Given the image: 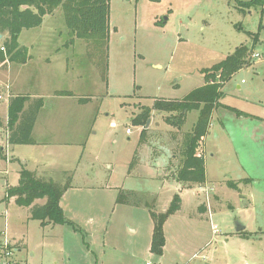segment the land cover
Instances as JSON below:
<instances>
[{"label": "rangeland", "instance_id": "374dc122", "mask_svg": "<svg viewBox=\"0 0 264 264\" xmlns=\"http://www.w3.org/2000/svg\"><path fill=\"white\" fill-rule=\"evenodd\" d=\"M108 24L107 43L93 47V40L68 32L56 8L17 38L18 45L34 42L38 52L48 51L51 66L38 76L42 89L77 97L45 101L49 112L42 111L44 120L33 137L49 146L16 144L7 148L12 161L0 159V231L5 229L11 240L25 237L21 251H14L16 263L264 264V125L255 119L264 117V8L240 10L232 0H109ZM256 34L250 50L259 56L224 84L220 108L201 142L208 186L178 188L173 175L180 155L169 141L170 130L180 142L198 112L187 113L180 132L165 121L167 112L151 110L144 126L132 119L154 100H181L203 84L204 69L236 46L250 47ZM16 66L0 65V113L10 95H27V87L34 88L28 71L18 77ZM54 106L59 116L50 111ZM36 159L50 165L45 178L62 182L72 174L73 187L62 205L76 230L68 224L43 225L30 217L28 207L5 201L6 186L18 183L17 170L33 169ZM161 176L171 180L156 178ZM206 187L210 218L197 207L206 200ZM119 189L134 191L141 204L117 203ZM175 193L182 205L164 222L166 244L157 256L149 250L153 220L143 202L161 212ZM237 223L244 225L242 232L236 231Z\"/></svg>", "mask_w": 264, "mask_h": 264}, {"label": "trees", "instance_id": "16d2710c", "mask_svg": "<svg viewBox=\"0 0 264 264\" xmlns=\"http://www.w3.org/2000/svg\"><path fill=\"white\" fill-rule=\"evenodd\" d=\"M232 1L240 10L248 9L252 5L264 8V0ZM56 8L61 9L68 32L72 36L83 40H93V47L96 44L105 45L107 43L109 0H0V33L3 34L0 43V47H3V49L0 48V62L25 61L26 49L19 46L17 42L20 31L23 28L39 26L44 15L52 13ZM257 38V34L253 36L250 47L244 44L236 46L232 53L221 61L204 69L205 83L190 90L181 100H154L151 107H143L142 111L132 119L135 125L144 126L150 117L151 110L167 112L169 115L165 117V121L179 131L185 122L187 113L192 110L198 112L191 130L182 134L180 142H178V134L173 135V141L177 145L175 149L178 148L180 155V165L174 171L173 177L181 185L190 187L193 184L200 185L205 182L204 156L198 153L197 149L207 133L213 110L220 105L218 100L222 96V85L230 79L234 72L250 64L252 55L250 48ZM60 93L72 95L70 91ZM28 98L25 95H14L8 99L6 126L9 145L33 142L31 133L43 99H33L25 107ZM85 99L87 97L79 98L81 101ZM228 109L240 114L234 108L228 107ZM143 131L144 129L141 130V134ZM66 173L68 172L64 174ZM71 181L72 174L70 173L62 182H56L52 178H45L32 170L22 168L19 171L17 185L7 187L5 196L14 197L17 205L28 207L30 217L39 220L41 224H68L76 230L75 224L66 218L60 204L62 195L71 187ZM227 184L237 187L234 182L229 181ZM37 199H44V202L35 203ZM116 202L128 205L141 204L134 191L124 189H119ZM143 205L148 206L153 220L149 250L160 256L165 244L164 222L180 209L181 198L178 194H173L168 207L161 212L153 211L146 201Z\"/></svg>", "mask_w": 264, "mask_h": 264}, {"label": "crops", "instance_id": "0c3cea01", "mask_svg": "<svg viewBox=\"0 0 264 264\" xmlns=\"http://www.w3.org/2000/svg\"><path fill=\"white\" fill-rule=\"evenodd\" d=\"M43 22V21H42ZM36 44L34 43V42H30L29 43V45H24V44H22V43H19V46H23V47H25V49H26V54H27V56H26V59H25V61H23V62H13L14 63V65H17L16 67L18 68V71L19 72H21L23 69L24 70H26V71H28V77L30 78V80H31V78L33 79V83H35V85H34V88H29V87H27V95H25V96H28L29 98H28V102L29 101H32L33 99H36V98H42L43 99V104H42V106H41V108L39 109V111H38V113H37V115H36V119H35V123H34V126H33V129H32V133H31V137H32V143H30V144H22L23 146H31V147H44V146H49V143L47 142V141H44V139H36V138H34L33 137V135L35 134V131L37 130V127L41 124V121L42 120H44V118H43V115H42V111H48L49 112V110H45L44 109V106H45V101L47 100V99H52V100H54V101H60V100H62V99H73V98H76L77 96L75 95V94H73L72 92V95H64V94H61L60 92H63V91H61V90H58V89H56V90H54V91H45L44 89H42L40 86H39V83H38V81H39V79H38V76H40L43 72H46V70H48V68L51 66V60H50V58L48 57V51L46 50V47L44 48V51L43 52H38L37 50H35L34 48H33V46H35ZM6 62H8V61H4V62H0V65H4ZM9 68V67H8ZM8 68H6V69H8ZM67 69L66 68V66L65 65H62L61 66V69ZM23 72V71H22ZM22 72L21 73H19V74H17V76L19 77V75H21L22 74ZM31 76V77H30ZM17 80H19V78H16L14 81H11V84L9 83V85L7 84L6 85V88L7 89H10L11 87H12V83L14 82V84H15V81H17ZM228 81V80H227ZM226 81V82H227ZM225 82V83H226ZM205 83V80H204V82H203V84ZM224 83V84H225ZM202 84V85H203ZM224 84L222 85V87L224 86ZM38 85V86H37ZM237 88H240V85H237ZM11 90V89H10ZM18 90H19V92H24L21 88H18ZM221 91H222V88H221ZM11 94V93H10ZM21 95H23L24 93H20ZM14 95H18V93H16V94H12V95H10V96H14ZM222 97V96H221ZM220 97V98H221ZM91 98V97H90ZM220 98H219V100H218V102H219V104H221L220 103ZM7 105H8V100H7V102H6V104H5V106H4V108L2 109L3 110V112L2 113H0V122H1V124H0V138H1V134H4L3 135V140H4V143H5V145H3L2 144V142H0V148H1V154H0V159H4L5 161H12V159L10 158V159H8V153H7V148L9 147V146H11V147H13L14 145H9L8 143H7V133H8V129H7V126H6V123H7ZM228 107V106H227ZM220 108V105L217 107V108H215L214 110H213V113H212V116H213V114L216 112V110H218ZM230 108H232V107H230ZM56 110V108H55V106H54V108L52 109V110H50V111H55ZM59 110H60V108H58L56 111H55V114L57 115V116H59ZM248 114V113H247ZM255 116V115H254ZM241 117H243V116H241ZM255 119H257V121L259 122V124L260 125H264V117L263 116H258V115H256V118ZM156 123V125L157 124H159L158 122H155ZM148 129V128H147ZM178 131V130H177ZM176 132H174V131H172V130H170V134H169V136H170V139H169V141H170V143H171V145H173V149H174V141H173V135L175 134ZM203 141V140H202ZM145 144H147L145 141H143V147H145ZM16 146H18V145H16ZM21 146V145H20ZM199 150H197V152L198 153H200V154H202L203 156H205L204 155V152H205V148H203V145L202 144H200L199 145ZM174 155V154H173ZM174 157V156H173ZM36 164H35V167L33 168V169H28V170H32V171H34V172H36V174L37 175H39V176H44V175H46V174H48V172H50V170H49V168H50V165H48L44 160H38V159H36ZM24 164H27L26 163V161H24L23 162ZM22 168H25V167H22ZM21 168V169H22ZM21 169H18L17 170V176H18V178H19V171L21 170ZM27 169V168H26ZM66 172V171H65ZM162 172H163V174H164V176H165V173H167V170H166V168H162ZM69 173V172H68ZM152 174V173H151ZM154 174V173H153ZM164 176H161V178L160 177H156V178H158L160 181H162V182H168V180H171V179H166ZM150 177H153V178H155V176H153V175H151ZM229 182V181H228ZM176 183H177V187L178 188H183V187H186L185 185H181L179 182H177L176 181ZM236 185H237V183L236 182H234ZM205 185H207L208 186V182H207V178H206V174H205ZM9 186H13V185H7L6 186V188L7 187H9ZM72 185H71V189H72ZM238 187V186H237ZM69 188V189H70ZM198 188H200V187H198ZM207 189L209 188V187H206ZM68 189V190H69ZM204 189V188H203ZM68 190H66L65 191V193L62 195V197H61V200H60V204H61V206H62V208H63V205H62V198L64 197V195L66 194V192L68 191ZM205 193V192H204ZM5 195H6V193H5ZM5 198V201H7L8 203L10 202V201H14V197H4ZM205 198H206V200L205 201H199V203L197 204V207H198V209L201 211V212H203L204 214L207 212L208 213V215H209V218H210V216H211V210H212V207H211V197L210 196H208L206 193H205ZM208 198H210L209 200H208ZM36 203V202H35ZM181 205H182V198H181ZM181 205H180V208H181ZM180 210V209H179ZM178 210V211H179ZM177 211V212H178ZM211 220V219H210ZM6 225H7V223H6ZM43 225H49V226H53V225H55V224H52V223H47V224H43ZM244 230V229H243ZM242 230V231H243ZM6 230L4 229L3 231H0V243H1V241H2V239H3V232H5ZM5 234H7V232H5ZM7 237H8V235H6ZM9 238V237H8ZM10 239V238H9ZM13 239L14 240H11L15 245H14V247H15V251L16 252H19V251H21V248H22V246H24L25 245V237H21V238H18L17 240H15L16 238H14L13 237ZM165 244H166V242H165ZM165 244H164V246H163V251H164V247H165ZM149 247H150V243H149ZM161 256V255H160ZM198 257V256H197ZM196 258V257H195ZM202 258V257H201Z\"/></svg>", "mask_w": 264, "mask_h": 264}, {"label": "built area", "instance_id": "2783aa9c", "mask_svg": "<svg viewBox=\"0 0 264 264\" xmlns=\"http://www.w3.org/2000/svg\"><path fill=\"white\" fill-rule=\"evenodd\" d=\"M3 49V47H0ZM259 56L257 53H253L251 57ZM126 132H130V129L127 128ZM205 193L207 194V188H204ZM212 229L216 228L215 225H212ZM14 243L6 236L5 232H3V240L0 243V264H17L14 259ZM144 264H155L152 261H146Z\"/></svg>", "mask_w": 264, "mask_h": 264}, {"label": "water", "instance_id": "95a60500", "mask_svg": "<svg viewBox=\"0 0 264 264\" xmlns=\"http://www.w3.org/2000/svg\"><path fill=\"white\" fill-rule=\"evenodd\" d=\"M3 38V34L0 33V41L2 40ZM244 229V225H241L239 223L236 224V231H242Z\"/></svg>", "mask_w": 264, "mask_h": 264}]
</instances>
